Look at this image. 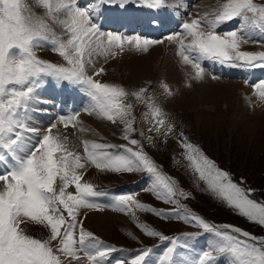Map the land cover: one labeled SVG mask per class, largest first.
<instances>
[{
	"label": "snow or ice",
	"instance_id": "1",
	"mask_svg": "<svg viewBox=\"0 0 264 264\" xmlns=\"http://www.w3.org/2000/svg\"><path fill=\"white\" fill-rule=\"evenodd\" d=\"M100 2L118 3L121 7L130 2L142 3L150 8L166 4V0ZM35 4L43 9L42 14L36 13L27 0H0V181L3 182L0 188V264H65L68 258L79 260L80 252L88 264H109L108 257L118 249L85 230L78 218L81 208H100L93 198L104 193L96 191L89 182L82 183L83 174L79 169L90 163L101 171L146 173L151 187L144 190L153 191L164 203L180 205L177 197L187 199L190 195L178 187L175 178L160 170L139 140L132 138L136 132L135 117L132 104L125 102L130 94L137 101H145L149 110L144 114L145 119L152 117L150 132L168 136L175 131V125L168 121L154 97L145 96L147 88L129 93L122 85L96 78L105 72L104 67H95L96 56L115 58L124 51L125 44L147 52L149 44L162 41L145 39L141 42L139 37L105 33L93 22L96 10L79 7L77 0H35ZM233 20L238 21L237 27L221 35L219 27ZM54 24L64 30L62 35L56 34ZM180 28L182 31L170 34L167 39L176 42L182 63L193 69L189 80L204 78L205 60L264 68V51L241 50V45L252 41L257 34L264 36V3L217 0L213 7L184 21ZM46 47L65 63L40 58L37 49ZM90 67L92 74H89ZM48 79L82 88L90 101V107L84 110L112 123L119 120L123 125V139L135 147L84 140L82 156L70 148L66 135L53 134L56 124H51L38 135V143H33L28 134H37L38 130L30 127L29 121L31 113L39 111L33 105L40 102L38 92ZM161 87L164 93L172 95L166 83ZM253 89L264 101V80L254 84ZM78 116V113L61 116L59 120L65 128H75ZM148 139L151 141V137ZM179 142L188 168L203 181L206 190L249 222L264 227V203L250 198L253 190L244 189L233 181L230 173L220 169L182 132ZM70 186L75 187V193L67 191ZM111 207L133 215L134 209L151 211L165 218L168 215L164 210L136 200L133 194L116 196ZM171 211L176 218L195 223L212 239L190 262L178 252V248L187 246L180 241L201 233L170 238L147 225H138L146 235L170 241L155 264H220L222 260L224 264H264V236L234 225L217 226L184 205ZM28 222L47 228L49 235L41 239L27 234L22 225ZM152 251L151 248L141 249L130 261L118 259L114 264H149Z\"/></svg>",
	"mask_w": 264,
	"mask_h": 264
},
{
	"label": "rangeland",
	"instance_id": "2",
	"mask_svg": "<svg viewBox=\"0 0 264 264\" xmlns=\"http://www.w3.org/2000/svg\"><path fill=\"white\" fill-rule=\"evenodd\" d=\"M206 1H209V4L213 6L217 3V0H166V4L167 2L169 3L171 10H173L175 14H173L174 16H169L168 19L165 17V20L161 23V27H163L165 23L171 21L173 22V29L169 33L156 35L151 32L152 30L143 31L139 26L129 28L124 22L112 19L108 15L105 17L100 15V13L96 15L98 13V5H101V7L109 13L123 10H158L163 6L159 8H150L142 3L130 2L121 7L118 3L107 4L101 3L100 0H77L79 7L96 10L93 22L97 23L100 30L105 33L113 32L132 38L139 37L141 42L145 39L162 41L157 44H149L147 52L137 50L134 45L125 44L124 51L116 55L115 58L108 57L106 59L103 56H96L94 58L95 67L99 68L102 66L105 69V72L96 78L101 82L122 85L129 93L138 91L141 87H146L148 91L145 96H153L155 102L163 108L168 121L175 125V131L168 136L157 134L154 131L150 132L149 129L153 127L152 123H150L152 117L149 115L148 118L145 119L144 114L149 111L145 101H137L131 94L127 97L125 102L132 104L131 111L132 115L135 117L134 127L136 132L132 134V138L141 142L143 150L155 161L163 173L175 178V181L178 182V187L190 194L187 199L177 197L180 200V205L186 206L193 214H197L217 226L234 225L256 236H264V227L249 222L245 217L239 215L235 209L229 208L222 201L215 199L213 195L206 190L203 181L198 180L188 168V162L183 156L184 150L179 142V134L182 132L191 143L198 145L203 153L213 160L220 169L230 173L233 181L240 184L244 189H252L251 199L264 203V140L259 137L261 134L257 136L255 132H252L251 135H249L244 128L245 123L238 126L240 127L238 130L231 125L220 127L217 122H214L213 125L219 128H206L205 124L207 122L200 111L204 110V114L206 112L205 115H207V113L216 115L217 110L223 113H229V116H227L229 118L233 117L235 122L236 115L233 114L235 110L229 112L230 109L228 106L232 104V106L236 108V106L239 107V104L236 101L234 102L233 98L228 105L225 103L224 99L221 100L222 102L220 101L221 104L217 103L215 105L212 103L213 101L210 102L211 105L207 103L199 104L201 101L198 100L196 96L200 94V96L203 97V93L200 92L199 88L194 87L195 85H201L207 82L214 84L224 83L225 85L229 82L244 83L245 76L242 75L244 70L248 71L250 74L251 70L260 71L262 69L264 70V68H251L239 63L237 66H230L212 60H205L203 61V67L205 69L204 78L199 81L189 80V74L193 73V69L190 65L182 63L181 58L177 55L176 42L167 39L170 34L182 31L180 25L184 21L190 20L192 17L196 16L198 12L202 13L206 11L198 7V5H204L208 8V6H206L207 4H201ZM256 2L264 3V0H256ZM27 4L32 7L36 13H43V9L36 6L35 0H27ZM140 17L141 16H139V19ZM101 19L102 21L98 22ZM161 19L163 18L158 17L153 19L150 17V20L153 22L158 21V23ZM237 24L238 21L236 20L225 23L219 27L218 32L222 35L235 29ZM52 27L57 35L63 34L64 30L60 26L54 24ZM164 41H169L173 45L175 53L173 59L176 67L182 74V87L184 89H182V87L179 89L165 74H162L163 72L159 73L157 70L153 72L152 76L136 80V77H132L133 73L130 67L123 62V57L125 56H137L140 59L145 58L156 46L164 44ZM43 49L48 50V53L46 54L44 51L40 52L42 49H37V55L40 58L57 64L65 63V61L58 54H54L50 48L46 47ZM241 50L252 52L264 51V36H255L252 41L243 43L241 45ZM181 64L185 71L182 70ZM155 68L157 67L155 66ZM92 71L93 69L90 67L89 74H92ZM50 80L53 81L54 79ZM261 80H264V77L256 74L255 76H251V78L247 80V83L250 87H253L254 84ZM162 83H166L169 86L172 95L169 96L164 93L161 87ZM189 83L191 87L188 86ZM59 85L62 89L67 91L68 98L74 96L68 93V90L71 92L72 89L75 94L76 92H83L82 88L79 86L72 85L66 81H60ZM182 91L186 92L184 97L181 96ZM238 94L247 108L246 121H249V119L251 121L255 111L258 114L262 113L261 115H264V101L259 99L254 89L249 91L245 96L241 95L238 89ZM187 101L188 103H186ZM195 102H199V105L197 104L198 106H195ZM83 106L81 110L74 111L70 114H56V118L49 117L47 120L49 124H45V127H43L44 131L47 130L51 124H56L57 127L52 130L53 134H61L58 130V126L60 125L58 123L60 121L59 118L61 116L67 117L76 113L79 114L80 112L81 115L89 114L87 111L85 113L84 109L90 107V105L87 104ZM93 115L94 114L90 115L89 118H93ZM85 122H87V124ZM88 124L89 119L84 121L80 126L81 128H86ZM106 125L108 128H112L110 130L114 132L111 133L109 129H106L107 131L105 130V132L97 130L94 131V133H90L94 137L90 135V139L88 140L135 147L131 145L129 141L123 139V125L119 120H117L116 123L107 121ZM77 126L75 128L72 127L76 130L73 136H66L68 137L70 148L83 156L84 147L82 141L87 138L77 133V131L80 130L79 126ZM254 130H257V128ZM141 132H143V135L140 134ZM28 135L32 137L33 143H38L37 136ZM148 137H151V141H149ZM255 137H257V139ZM259 138L261 139L260 141ZM109 151H116V149H109ZM78 171L83 174L82 183L89 182L94 185L96 191L104 193L102 196L93 198L97 204L101 205L100 208H81L78 218L82 220L85 230L94 233V235L106 245L118 249V251L112 253L108 257L109 264H114L118 259L130 261L141 249L147 248L153 250L150 257H148L149 264H155L159 255L170 246V241H162L158 237L148 236L138 225H147L151 229L159 231L164 236L170 238L181 237L184 233H201L199 236H193L180 241L181 244H186L187 246L178 248V252L182 253L183 258L190 262L197 258L212 239L210 234L203 233V230L195 223H189L176 218L175 213L171 210L179 209L180 205L164 203L162 200L156 198L153 191L144 190L151 187L146 173L101 171L90 163L86 164L84 169H79ZM0 174H2V172H0ZM58 186L59 182L57 183V187ZM2 187L3 182L0 181V188ZM67 191L75 193L76 190L74 186H70ZM122 194H133L136 200L146 205H151L158 210H164V212L168 214L167 218L158 216L151 211L140 209L133 210L135 215L131 212L113 209L111 204L114 198ZM110 201L112 202L110 203ZM97 214L103 216L105 220H108L111 226L103 225L101 228L97 225L94 220H92V216H96ZM22 227L27 234L37 238L44 239L49 235V230L47 228L32 222L25 223ZM110 227L111 229H109ZM105 230H110L111 234H107ZM53 243L55 244L56 242ZM78 255L80 256L79 260H71L68 258L65 260V264H88L87 258L84 257L83 252L78 253ZM220 264H224L223 260Z\"/></svg>",
	"mask_w": 264,
	"mask_h": 264
},
{
	"label": "bare ground",
	"instance_id": "3",
	"mask_svg": "<svg viewBox=\"0 0 264 264\" xmlns=\"http://www.w3.org/2000/svg\"><path fill=\"white\" fill-rule=\"evenodd\" d=\"M177 3H179V2H177ZM204 3L207 4L206 6H208V8L205 7L204 5H202V6L198 5V7L200 9L209 10L213 6L212 4H209L210 3L209 1L202 2L201 4H204ZM98 6H99L98 10H97L98 13L96 15H98L99 13L103 17L108 15L112 19H116L120 22H124L127 26H129V28L139 26V28H141L143 31L144 30H152V32H154V34H156V35H159L161 33H163V34L169 33L173 29V22H171V21L167 22L166 26L161 27V23L163 20H165V17H166V19H168L169 16H174L173 14H175V12L173 10H171V6H169L168 2H167V4H165L162 8H160L158 10H152L151 9V10H146V11L123 10V11H114V12L109 13L108 11L103 9L101 7V5H98ZM139 16H141L140 19H139ZM150 17H152L153 19L158 18V17L159 18L162 17L163 19H161V21L158 23V21L153 22L152 20H150ZM101 21H102V19L98 22H101ZM149 23H152V24H149ZM258 35L259 34H257L256 36H258ZM42 51H44V53H46V54L48 53V50H46V49L40 50V52H42ZM48 57H50V56H48ZM173 57H175V53H174L172 43L169 41H164V44L156 46V48L152 49L151 53L148 56H146L145 58L140 59L137 56L136 57L135 56H125V57H123L124 58L123 62H125L126 65H128L130 67V69L133 73L132 77H134V78L136 77V80L142 79V78H145L148 76H152L153 72L157 70L159 73L163 72L162 74H165L168 77V79H170L173 82V84L175 86H177L179 89H181V87H182V74L178 70V68L176 67ZM53 58H54V56H53ZM155 66L157 68H155ZM181 67L183 70L182 64H181ZM187 69H188V67H187ZM183 71H185V70H183ZM250 74L246 70H244L242 72V75L245 76V82L244 83L246 85H248L249 87L246 86L242 82H229L227 85H225L224 83L214 84L211 82H207V83H204L201 85H195L194 86L195 88L200 89V92L203 93V97H204L203 98L202 96H200V94H199V96H196V98L198 100H200L201 102L200 103L195 102V106H198L201 103H207V104L211 105L210 102H212V101H213L212 103H214L215 105L217 103L221 104L222 99H224L225 103H227V105H228L230 103V101L232 100V98L234 99L233 100L234 102L236 101L239 104V107L236 106V108H234V106H232V104H231V106L230 105L228 106V108L230 109L229 112H231L232 110L233 111L235 110L233 113L234 115H236L235 116L236 117L235 122L233 120V117L232 118L228 117L229 113H223L222 111L217 110L216 115H212L211 113H207V115H205L206 112L204 114V110L200 111L202 116L205 118V121L207 122L205 124L206 128L207 127L211 128V129L212 128H219V127H216L213 125L214 122H217L220 127H223L225 125L226 126L231 125L232 127H235L238 130V128H240L238 126L245 123L244 128L247 130L249 135H251L252 132L253 133L255 132V134L257 136L261 134V136H259V137L264 140V115H261L262 113L258 114L256 111L255 112L253 111L254 113H253V117H252L251 121H250V119H249V121H246L247 120V116H246L247 108L245 107L243 100L241 99L240 95L238 94V89H239L240 94L243 96H245L249 91H252L253 87H250V85L247 83V80H249L251 78V76H255L256 74L264 77V70L263 69L260 71L251 70ZM59 84H60V81H56V80L52 81L49 79L40 88V90L38 92L40 102L33 105V108L39 109V111H33L31 113V119L29 121V126L37 129L38 133L37 134H31L30 133L31 135L37 136V137H38V135H42L45 132L43 127H45V124H49L47 121L49 117L56 118L55 117L56 114H66V113L70 114V113H73L74 111L81 110L82 107H84L83 105H87V104L90 105L89 98L86 95H82V94H84L83 92H76V94H75V93H73L72 89H71V92H70V90H68L69 91L68 93L74 95L71 98H68L67 97V91L62 89ZM69 87H71V86H69ZM182 89H184V88L182 87ZM185 94H186L185 91L181 92V96L184 97ZM59 97H60V99H59ZM186 103H188V101ZM85 113H86V111H85ZM79 114H80V116L78 117L77 123H78V126L80 129H81L80 125H82L84 121H87V119H89V124L87 125L86 128H83V129H86V131H80V130L77 131V133L81 134L82 137L87 138L86 140L90 139V135H91L90 133H94V131L98 130V131L105 132L106 129L107 130L112 129V128H108V126L106 125V122L108 120L102 119L96 114H94L93 118H91V119L89 118L90 117L89 114L81 115V112ZM58 123L60 124L58 126V130L60 131L61 135L64 134V135H68V136H73L76 133V130H74L72 127L65 128L64 125L62 123H60V121ZM85 123L87 124V122H85ZM255 128H257V130H254ZM110 131H111V133L114 132L112 130H110ZM92 136L93 135H91V137ZM255 138L257 139V137H255ZM260 138H259V141L261 140ZM0 168H2V166H0ZM111 202L112 201H110V203ZM89 220H90V218H89ZM92 220H94V222L97 225H99L101 228L103 227V225H106V226L110 225L108 220H105L103 216L98 215V214L96 216L95 215L92 216ZM91 223H93V222H91ZM109 229H111V227ZM105 231L107 234L108 233L111 234L110 230H105ZM77 263H79V262H77Z\"/></svg>",
	"mask_w": 264,
	"mask_h": 264
}]
</instances>
